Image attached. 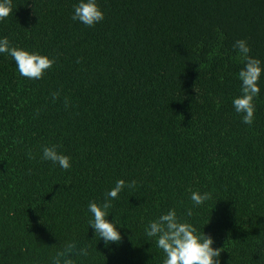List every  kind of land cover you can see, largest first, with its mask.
<instances>
[{"label":"trees","instance_id":"trees-1","mask_svg":"<svg viewBox=\"0 0 264 264\" xmlns=\"http://www.w3.org/2000/svg\"><path fill=\"white\" fill-rule=\"evenodd\" d=\"M78 3L12 0L0 21V39L55 61L32 80L0 53V264H50L68 241L88 247L76 264H163L145 229L171 209L220 264H264V72L251 126L232 103L235 41L264 68V0H96L93 27ZM53 145L70 169L42 158ZM120 179L136 186L112 201L122 240L105 247L88 205Z\"/></svg>","mask_w":264,"mask_h":264},{"label":"clouds","instance_id":"clouds-1","mask_svg":"<svg viewBox=\"0 0 264 264\" xmlns=\"http://www.w3.org/2000/svg\"><path fill=\"white\" fill-rule=\"evenodd\" d=\"M12 0H0V21L9 17L12 13ZM74 21H79L87 27H93L104 20V12L100 9L96 0H79L74 5ZM233 47L238 51L244 61V66L238 73L241 81L240 95L233 99L235 111L241 115L242 123L251 126L255 119L254 98L260 94L258 82L264 68L261 61L250 55L251 49L245 40L235 41ZM0 53L10 55L16 63L21 76L38 80L44 73L51 69L55 61L47 56L30 53L26 50L13 47L5 37L0 39ZM59 92L52 93L53 100L59 97ZM65 107H69V101L65 98ZM42 158L57 164L60 168H71L70 158L57 151L55 145L45 146L42 149ZM136 181L127 183L120 179L105 193L102 203L90 202L88 211L92 216L89 227L94 229L95 238L103 239L105 247L111 243L119 244L122 240L115 223L108 220V210L113 207L112 201L119 198L120 192L125 188H135ZM212 198L210 192H192L190 199L195 206H201ZM187 216L193 215L192 209L187 210ZM145 235L155 239L156 246L165 254L163 264H220L219 257L223 248H213V239L210 236L198 234L197 229L180 217L175 209L161 214L153 220L145 229ZM88 247H79L77 242H65L51 258L50 264H76V259L88 257Z\"/></svg>","mask_w":264,"mask_h":264}]
</instances>
